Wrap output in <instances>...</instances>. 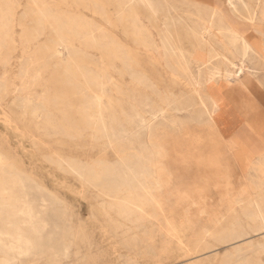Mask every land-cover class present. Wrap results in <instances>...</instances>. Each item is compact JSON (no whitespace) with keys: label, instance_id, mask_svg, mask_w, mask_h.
<instances>
[{"label":"rangeland","instance_id":"obj_1","mask_svg":"<svg viewBox=\"0 0 264 264\" xmlns=\"http://www.w3.org/2000/svg\"><path fill=\"white\" fill-rule=\"evenodd\" d=\"M174 1L185 18L140 0H0V264H264V166L227 157L209 92L264 84V0H246L252 25L200 0L245 32V57L223 18Z\"/></svg>","mask_w":264,"mask_h":264},{"label":"crops","instance_id":"obj_2","mask_svg":"<svg viewBox=\"0 0 264 264\" xmlns=\"http://www.w3.org/2000/svg\"><path fill=\"white\" fill-rule=\"evenodd\" d=\"M262 76L264 73L261 74ZM246 78L220 81L209 92L217 104L214 125L225 143L227 157L244 168L264 166V84ZM258 169V168H257ZM252 174H256L252 170ZM261 174V169H258Z\"/></svg>","mask_w":264,"mask_h":264},{"label":"bare ground","instance_id":"obj_3","mask_svg":"<svg viewBox=\"0 0 264 264\" xmlns=\"http://www.w3.org/2000/svg\"><path fill=\"white\" fill-rule=\"evenodd\" d=\"M39 1V0H38ZM44 1V0H43ZM141 2H143L144 4L146 3L147 4V6L148 7H150V11H151V13H153L158 19H160L159 17H158V14H159V12H160V9H162V8H164V7H166V9H167V12H168V17H171V18H174V17H176V16H178L179 18H185V16H184V14H182V12H181V5L179 4V3H177V1H174V0H157V2H154L153 0H140ZM234 1H237L238 2V4H236ZM247 1H249V0H247ZM250 1H252V2H255L256 0H250ZM16 2V1H15ZM34 2V1H33ZM227 2H228V6L230 7V9L233 11V13H235V14H237L240 18H249V19H246V21H247V23H249V24H251L252 25V22L253 21H255V20H253V18L254 19H256L255 18V13L257 12L256 10H251V4H248L247 2H246V0H227ZM260 2H259V0H257V2H256V8H258L259 9V4ZM36 4V3H35ZM196 6H199L197 9H199V11H198V13L203 17V18H223L226 22H227V24H228V28H227V30L230 32L229 34H230V42H232L234 45L235 44H237V43H239L240 45H241V48H242V52H243V55H242V57H245L246 55H247V53H248V51L250 50L251 51V46H250V43H249V40H248V38H247V35L245 34V32L244 31H242L241 29H238V28H236L222 13H221V11H219L217 8H214V7H212V6H210V5H208V4H205V3H203V2H201L200 0H197V2H196ZM146 6V5H145ZM144 6V7H145ZM239 6H242V7H239ZM38 7H40V6H38ZM143 8V7H142ZM191 8V7H190ZM240 8H242L241 10H239ZM145 9V8H144ZM165 9V8H164ZM196 9V8H195ZM12 10V9H11ZM242 10H244V12H242ZM28 11H30V10H28ZM35 11V10H34ZM256 11V12H255ZM148 12H149V10H148ZM166 12V11H165ZM1 13V12H0ZM4 13H5V11H4ZM7 14V13H6ZM32 14V13H31ZM133 15V14H132ZM151 15V14H150ZM4 16V15H3ZM59 16V15H58ZM161 16V15H160ZM118 17V16H117ZM136 17V16H135ZM39 18V17H38ZM71 18V17H70ZM149 18H151V17H149ZM154 18V17H153ZM167 18V17H166ZM51 19V18H50ZM76 19V18H75ZM154 19H156V18H154ZM5 20V19H4ZM170 20V19H169ZM168 20V21H169ZM182 20V19H181ZM211 20V19H210ZM9 22V21H8ZM32 22V21H31ZM49 22V21H48ZM52 22V21H51ZM69 22V21H68ZM72 22V21H71ZM37 23H38V21H37ZM53 23V24H52ZM51 23V27H52V31L55 33V34H57V27H56V25H55V22H52ZM163 23V22H162ZM184 23H185V21H184ZM212 23V22H211ZM163 24H165V23H163ZM60 25V24H59ZM196 25V24H195ZM73 27V26H72ZM166 27H167V25H166ZM201 27V26H200ZM6 28V27H5ZM36 29V28H35ZM70 29V28H69ZM74 29V28H73ZM169 29V28H168ZM167 29V30H168ZM225 29V28H224ZM81 30V29H80ZM161 31H162V29H160ZM4 31V30H3ZM6 31V30H5ZM36 31V30H35ZM83 31V30H82ZM193 31V30H192ZM199 32V31H198ZM209 32V31H208ZM44 33V32H43ZM42 33V34H43ZM161 33V32H160ZM0 34H1V32H0ZM30 34V33H29ZM37 34V33H36ZM80 34H82V33H80ZM162 34V33H161ZM197 34V33H196ZM199 34V33H198ZM197 34V35H198ZM37 35H39V32H38V34ZM165 35V34H164ZM169 35H171V32H170V34ZM196 35V36H197ZM0 37H2V36H0ZM39 37V36H38ZM63 37V36H62ZM94 37V36H93ZM164 37V36H163ZM171 37V36H170ZM3 38V37H2ZM98 38V37H97ZM198 38V37H197ZM37 39V38H36ZM88 39V38H87ZM108 39V38H107ZM164 39H166V36H165V38ZM202 39L204 40V43H206L207 42V40H206V38H205V36H203L202 37ZM12 40V39H11ZM84 40V39H83ZM197 40V39H196ZM199 40V39H198ZM1 41V40H0ZM61 41V40H60ZM168 40L166 39V43H170V46H167L168 47V50H169V52H170V56H171V58H173V59H175V60H177L178 62H179V64L181 65L182 63H184L185 61V55H184V50L182 49V48H179V47H177L176 46V44L174 43V41L170 38V42H167ZM58 42V41H57ZM81 42V41H80ZM163 42H165V41H163ZM50 43V42H49ZM201 42L199 43V45L201 46ZM2 45V44H1ZM56 45H57V43H56ZM66 45V44H65ZM165 45V44H164ZM2 47V46H1ZM233 47V46H232ZM65 48H67V47H65ZM69 48V47H68ZM71 48V47H70ZM69 48V49H70ZM73 48V47H72ZM4 49H5V47H4ZM41 49H43V48H40V50ZM56 49V48H55ZM117 49H119V48H117ZM167 49V48H166ZM2 50V49H1ZM74 50V49H73ZM78 50V49H77ZM235 50H236V48H235ZM43 51V50H42ZM69 51V50H68ZM50 52H52V54L54 55V54H56V56L58 55V56H60L61 55V52H59L57 49L56 50H54V52L51 50ZM167 52V51H166ZM65 53H66V49H65ZM216 54H218L217 52H215ZM239 53V52H238ZM254 53V52H253ZM85 54V53H84ZM120 54H121V52H120ZM206 54V53H205ZM66 55V54H65ZM64 55V56H65ZM50 56H52V55H50ZM249 56V55H248ZM55 57V56H54ZM66 57V56H65ZM30 58H32V57H30ZM51 59H52V57H51ZM227 59V58H226ZM245 59H247V58H245ZM2 60H3V58H2ZM28 60H29V58H28ZM50 60V59H49ZM248 60V59H247ZM228 61V60H227ZM3 62H5V61H3ZM8 62V61H7ZM62 62H63V60H62ZM218 62V61H217ZM229 62H230V60H229ZM30 63V62H29ZM231 63V62H230ZM48 64H49V62H48ZM63 64V63H62ZM66 64V63H65ZM64 64V65H65ZM44 65V64H43ZM42 65V66H43ZM57 66H58V64H56ZM56 65H55V68H56ZM114 65H116V64H114ZM186 65V64H185ZM231 65H233V64H231ZM67 66V65H66ZM101 66V65H100ZM187 66H188V63H187ZM114 67V66H113ZM189 67V66H188ZM236 67V66H235ZM239 69H241L240 67H238ZM78 69H80V68H78ZM195 69V68H194ZM198 69V68H197ZM226 69V68H225ZM65 70L66 69H64V72H65ZM83 70V69H82ZM89 70V69H88ZM213 70V69H212ZM84 71V70H83ZM82 71V72H83ZM178 71V70H177ZM185 71V70H184ZM214 71H216V69L214 70ZM226 71V70H225ZM69 71H67L66 72V74L68 73ZM81 72V73H82ZM219 73H220V70H219ZM225 73H227V72H225ZM38 74V73H37ZM96 74V73H95ZM94 74V75H95ZM185 74H186V72H185ZM103 75V74H102ZM179 75V74H178ZM228 75V74H227ZM230 75H232L231 73H230ZM66 76V75H65ZM69 76V75H68ZM104 76V75H103ZM189 76V75H188ZM220 76V75H219ZM74 77V76H73ZM96 77V76H95ZM190 77V76H189ZM92 78V77H91ZM220 78V77H219ZM69 79V78H68ZM72 79V78H71ZM188 79V78H187ZM191 79V78H190ZM86 80V79H85ZM139 80V79H138ZM195 80V79H194ZM215 80V79H214ZM75 81V80H74ZM211 81V80H210ZM35 82V81H34ZM73 82V81H72ZM76 82V81H75ZM79 82V81H78ZM92 82V81H91ZM97 82H98V80H97ZM101 82V81H100ZM31 83H33V81L31 82ZM74 83V82H73ZM195 83H196V81H195ZM81 84L82 83H80L79 85L81 86ZM210 84V83H209ZM212 84V83H211ZM193 85V84H192ZM203 85V84H202ZM206 85V84H205ZM29 86H31V85H29ZM204 86V85H203ZM209 86H211V85H209ZM208 86V87H209ZM5 87V86H4ZM51 87V86H50ZM194 87V86H193ZM197 87H198V84H197ZM31 88V87H30ZM82 88V87H81ZM3 90H5V88L3 89ZM7 90V89H6ZM91 90V92L94 94V96H95V98L96 99H98V101H99V103L103 100V98H104V95H106V94H104V92H102V94H99V93H95L94 92V90L93 89H90ZM82 91V90H81ZM80 91V92H81ZM197 91V90H196ZM49 92V91H48ZM77 92V91H76ZM49 94V93H48ZM62 93H60V95H61ZM197 94V93H196ZM59 95V96H60ZM45 96H47V95H45ZM58 96V97H59ZM198 96H199V93H198ZM48 97H50V96H48ZM55 97V96H54ZM63 97H64V94H63ZM42 99H43V97H41ZM45 99H46V97H44ZM53 98V97H52ZM60 98H62L61 96H60ZM201 98V97H200ZM44 99V100H45ZM63 99V98H62ZM28 100H29V98H28ZM47 100V99H46ZM50 100V99H49ZM93 100V99H92ZM190 100V99H189ZM201 101H202V99H200ZM66 100H64L63 102H65ZM84 101V100H83ZM82 101V102H83ZM30 102V101H29ZM33 102V101H32ZM32 102H30L31 103V105H33L32 104ZM38 103V102H37ZM59 103H60V101H59ZM174 103V102H173ZM192 103V102H191ZM26 104V103H25ZM24 103H23V105H25ZM39 104H40V102H39ZM44 104V103H43ZM55 104H58V103H55ZM83 104H84V102H83ZM101 104V103H100ZM188 104H190V103H188ZM203 104V103H202ZM58 105H60V104H58ZM57 105V106H58ZM87 105V104H86ZM97 105V104H96ZM193 105V104H192ZM28 106V105H27ZM44 106V105H43ZM64 106V105H63ZM63 106H62V108H63ZM98 106V105H97ZM174 106V105H173ZM176 106H177V104H176ZM194 106V105H193ZM203 106H205V105H203ZM216 106V105H215ZM31 107V106H30ZM29 106L27 107V108H30ZM36 107V106H35ZM35 107H33V108H35ZM40 107V106H39ZM38 107V108H39ZM59 107H61V106H59ZM82 107V106H81ZM172 107V106H171ZM191 107V106H190ZM61 108V109H62ZM83 108H86V106L85 107H83ZM152 108V107H151ZM203 108V107H202ZM41 109V108H40ZM45 109V108H44ZM82 108H80V110H81ZM189 109V108H188ZM31 110V109H30ZM38 110V109H37ZM42 110V109H41ZM70 110V109H69ZM85 110V109H84ZM157 110V109H156ZM162 110V109H161ZM190 110V109H189ZM39 111V110H38ZM101 111V110H100ZM167 111V110H166ZM25 112V111H24ZM32 112H33V110H32ZM61 112V111H60ZM66 112V111H65ZM84 112V111H83ZM91 112V111H90ZM176 112V111H175ZM182 112V111H181ZM94 113V112H93ZM165 113V112H164ZM167 113V112H166ZM36 114H38V112L36 113ZM64 114V113H63ZM68 114V113H67ZM69 114H70V112H69ZM68 114V116H70ZM90 114V113H89ZM161 114V113H160ZM162 114H163V112H162ZM27 115V114H26ZM32 115H33V113H32ZM44 115V114H43ZM58 115H59V113H58ZM66 115V114H65ZM64 115V116H65ZM158 115V114H157ZM47 116V115H46ZM140 116V115H139ZM201 116V115H200ZM71 117V116H70ZM90 117V116H89ZM116 117V116H115ZM202 117H204L205 118V116H202ZM207 117V116H206ZM95 118H96V116H95ZM55 119H57V118H55ZM92 118H90V120H91ZM39 120V119H38ZM52 119L50 118V121H51ZM76 120V119H75ZM154 120V119H153ZM53 121V120H52ZM56 121V120H55ZM99 121V120H98ZM74 122V121H73ZM151 122V121H150ZM211 122V121H210ZM65 123V122H64ZM66 123H67V120H66ZM75 123V122H74ZM73 123V124H74ZM99 123V122H98ZM97 123V124H98ZM113 123V122H112ZM145 124H146V122H144ZM149 123V122H148ZM212 123V122H211ZM78 124V123H77ZM100 124V123H99ZM210 124V123H209ZM69 125V124H68ZM80 125V124H79ZM96 125V124H95ZM148 125V124H147ZM55 126V125H54ZM58 126V125H57ZM67 126V125H66ZM74 126H76L75 124H74ZM139 126V125H138ZM142 126V125H141ZM52 127V126H51ZM73 127V126H72ZM93 127H95V126H93ZM92 127V128H93ZM54 128V127H53ZM84 128V127H83ZM88 128V127H87ZM96 128H98V127H95V129ZM134 128H135V126H134ZM55 129V128H54ZM53 129V130H54ZM58 129H59V127H58ZM71 129V128H70ZM76 129H77V127H76ZM75 129V130H76ZM80 129H81V127H80ZM147 129V128H146ZM66 130H67V128H66ZM72 130H73V128H72ZM97 130V129H96ZM139 130V129H138ZM137 130V131H138ZM143 130V129H142ZM77 131V130H76ZM107 131V130H106ZM68 132H69V130H68ZM74 132V131H73ZM95 132V131H94ZM143 132V131H142ZM134 134V133H133ZM137 135V134H136ZM140 135V134H139ZM104 136H106V135H104ZM107 136H108V134H107ZM109 137V136H108ZM136 137H138V136H136ZM140 137V136H139ZM139 137H138V139H139ZM137 139V140H138ZM141 139V138H140ZM109 141H110V139H109ZM150 146V145H149ZM120 153V152H119ZM136 153V152H135ZM154 154V153H153ZM4 155V154H3ZM160 155V154H159ZM59 158V157H58ZM57 158V159H58ZM136 158V157H135ZM135 158H133V159H135ZM68 159V158H67ZM59 160H60V158H59ZM139 160V159H138ZM137 160V161H138ZM144 160V159H143ZM0 161H1V159H0ZM124 162H125V160H124ZM104 163V162H103ZM119 164H120V162H119ZM130 164V163H129ZM6 165V164H5ZM124 165V164H123ZM92 166V165H91ZM145 166V165H144ZM87 167H89L88 165H87ZM102 167V166H101ZM105 167H106V165H105ZM116 167H118V166H116ZM116 167H114V168H116ZM72 168H73V166H72ZM104 168V167H103ZM109 168V167H108ZM112 168V167H111ZM120 168V167H119ZM124 169H126V167H123ZM140 169V168H139ZM1 170H2V168H1ZM79 170V169H78ZM115 170V169H114ZM141 170V169H140ZM144 170V169H143ZM146 170V169H145ZM145 170H144V173H143V180H146L148 177H149V175H150V173H148V172H145ZM5 171V170H4ZM11 171H13V170H11ZM106 171V170H105ZM105 171H104V173H105ZM1 172V171H0ZM92 172V171H91ZM116 172V171H115ZM136 172V171H135ZM18 173V172H17ZM75 173V172H74ZM108 172L106 171V174H107ZM120 173V172H119ZM5 174V173H4ZM10 174V173H9ZM93 174V173H92ZM91 174V175H92ZM123 175H124V173H122ZM105 175V174H104ZM109 175V174H108ZM118 175V174H117ZM87 176V175H86ZM131 176L133 177V175L131 174ZM27 177V176H26ZM117 177V176H116ZM129 177V176H128ZM80 178V181H82V179H81V177H79ZM103 178H105V177H103ZM125 178V177H124ZM131 177H129V179H130ZM151 178V177H150ZM108 179V178H107ZM114 179V178H113ZM129 179H127L128 180V184L130 183L129 182ZM141 179V178H140ZM22 180V179H21ZM105 180V179H104ZM121 180L123 181V182H125V180H123L122 179V176H121ZM120 180V182H122ZM101 181H103V180H101ZM114 181H116V180H114ZM136 182L138 181V180H135ZM7 182V181H6ZM24 182L26 183V181H25V179H24ZM28 182H29V180H28ZM103 182H105V181H103ZM118 182V181H117ZM119 182V183H120ZM113 183V182H112ZM133 183V182H132ZM130 184L131 186L133 185V184ZM142 183H143V181H142ZM141 183V184H142ZM147 183V182H146ZM4 184V183H3ZM27 184V183H26ZM99 185H100V183H98ZM102 185V184H101ZM100 185V186H101ZM129 185V186H130ZM143 185V184H142ZM121 186H123V185H121ZM145 186V185H144ZM134 187V186H133ZM146 187V186H145ZM108 188V187H107ZM129 188V187H128ZM132 188V187H131ZM149 188V187H148ZM161 188H162V186H161ZM103 189V188H102ZM144 189V188H143ZM125 190H127V189H125ZM129 190V189H128ZM20 191V190H19ZM106 192H108V191H106ZM122 192H124V191H122ZM147 192V191H146ZM132 193V192H131ZM43 194V193H42ZM122 194V193H121ZM118 195V194H117ZM135 195V194H134ZM150 195V194H149ZM125 198V197H124ZM16 199V198H15ZM28 199V198H27ZM123 199V198H122ZM137 200V199H136ZM135 200V201H136ZM124 201V200H123ZM154 201V200H153ZM127 202V201H126ZM133 202V201H132ZM131 202V203H132ZM15 204H16V202H15ZM135 205V204H134ZM13 206V205H12ZM22 206V205H21ZM118 206V205H117ZM120 206V205H119ZM135 207H136V205H135ZM130 208V207H129ZM133 208H134V206H133ZM128 210V209H127ZM130 210H132V206H131V209ZM260 210V209H259ZM14 211V210H13ZM120 211V210H119ZM133 211V210H132ZM261 212V211H260ZM22 213V212H21ZM129 214V213H128ZM137 214V213H136ZM135 214V215H136ZM133 215H134V213H133ZM48 216V215H47ZM26 217V216H25ZM255 221H256V218H255ZM138 222H140V221H137V223ZM19 225V224H18ZM263 225V224H262ZM23 230V229H22ZM25 231V230H24ZM235 236V235H234ZM44 238V237H43ZM235 240H236V238H234ZM50 240V239H49ZM241 240V239H240ZM258 245V244H257ZM263 246V245H262ZM260 248H262V247H260ZM264 248V247H263ZM22 249V248H21ZM260 250V249H259ZM57 251H58V249H57ZM62 253V252H61ZM37 254V253H36ZM7 257V256H6ZM35 257V256H34ZM54 257V256H53ZM52 257V258H53ZM65 258V257H64ZM24 259V258H23ZM2 260V259H1ZM17 260V259H16ZM15 260V261H16ZM34 260V259H33ZM38 260V259H37ZM52 261V260H51ZM38 262V261H37ZM16 263V262H15ZM34 263H36V261L34 262ZM46 263H48V261L46 262ZM23 264V263H22ZM245 264V263H244Z\"/></svg>","mask_w":264,"mask_h":264}]
</instances>
